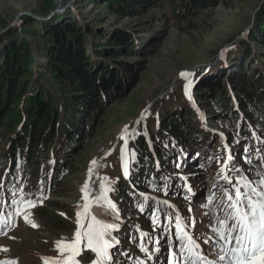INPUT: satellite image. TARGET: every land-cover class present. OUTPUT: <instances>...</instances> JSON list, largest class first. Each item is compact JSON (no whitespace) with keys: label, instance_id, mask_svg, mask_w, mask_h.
I'll return each instance as SVG.
<instances>
[{"label":"rangeland","instance_id":"obj_1","mask_svg":"<svg viewBox=\"0 0 264 264\" xmlns=\"http://www.w3.org/2000/svg\"><path fill=\"white\" fill-rule=\"evenodd\" d=\"M261 1L235 0L232 5L220 2L216 7L180 22L172 17L165 6L139 16H123L111 10L105 0H0V33L5 30L0 34V46L7 42L9 36L6 37V34L9 33L11 37L28 41L34 79L53 90L57 87L45 67L43 37L46 35V24L61 17H67L87 28L90 43L85 45L89 52L91 43L96 42L100 34L107 39V30L128 31L135 38L136 52L132 56L122 57L139 61L144 67L134 87L125 97L109 106L91 137L76 145V151L65 163L56 184L50 187L42 204L38 202L31 207L27 203H20L22 199L35 200L39 194L30 189L23 190L22 187L18 190L22 194H11L6 204L1 199L4 194L0 195V215L7 219L11 214L14 224L10 230H6V234L0 235V261H7L8 264H44L42 258L62 259L68 256L67 252L62 255L56 248V241L70 243L74 239L76 212L79 210L83 213L82 205L75 198L83 196L80 189L89 179L88 169L94 159L97 164L92 166L93 172L98 168L101 180L103 177L110 178L103 181V195L116 204L120 213L118 221H106L119 224V230L113 234L120 244L111 250L115 264H137L138 260L145 261V264H165L166 244L169 239L175 242L176 215L193 222L194 227H188L187 231L201 241V250L208 254L209 245L202 242L201 234L207 232V235H213L209 220L215 225L216 217L223 216L220 210L223 199L220 186L225 181L219 170L225 167L228 151L234 154L232 163L240 172L227 174L234 181L247 176L255 183L264 175V159H261L264 145L260 146L255 137L246 135L240 141L239 150L232 148L230 137L234 135L233 130L219 123L214 115V102L200 89L210 77L226 82L237 71L246 75L250 73V56L244 54L241 43L247 35L253 15L260 9ZM55 9L60 10L53 12ZM252 45L257 46L255 43ZM185 71L194 72V75L188 79L182 78L180 73ZM188 80H191V100L185 95ZM186 105L194 109L205 129L218 136L223 133L225 139L222 145L227 144L229 148L214 144L212 150L218 151L214 156L206 154L204 149L198 150L200 158L187 169L197 173L195 180L198 183L185 177L186 172L183 171L181 175L187 184L181 190L159 192L140 188V193L155 199L163 207L161 215L142 214L143 218L128 216L121 208L119 195L122 185H125L126 190L136 189L130 178L125 179L123 175L124 163L129 173L132 169L131 143L141 136L150 141L152 136L157 135L161 120L168 111L174 112ZM142 114L145 118L140 120ZM137 120H140L139 124ZM124 126H128L129 130L126 148L120 139ZM133 130L139 133L135 138L131 135ZM121 148H125L124 161L121 160ZM218 148L221 149L216 150ZM244 149H248V152H244ZM249 160L251 163H247ZM156 162L160 165L158 158ZM189 187L191 191H188ZM89 205L90 210L95 208L94 198ZM25 216L28 217L27 221ZM154 216L158 217L156 224L152 222ZM83 222L86 226L88 220L84 219ZM131 224L138 225L140 231L150 234L151 239L145 237L144 242L150 249L151 260L139 249L140 235L132 238ZM156 241L160 243L156 244ZM157 247L160 248L159 252L154 251ZM208 258L214 257L208 254ZM74 259L77 264H91L94 254L86 249L82 241Z\"/></svg>","mask_w":264,"mask_h":264},{"label":"trees","instance_id":"obj_2","mask_svg":"<svg viewBox=\"0 0 264 264\" xmlns=\"http://www.w3.org/2000/svg\"><path fill=\"white\" fill-rule=\"evenodd\" d=\"M234 1L105 0V3L123 16H139L165 6L175 20L184 22L220 2L232 5ZM46 26L45 67L56 83L55 90L34 79L28 41L9 33L7 42L0 46V195L4 194L1 197L4 204L11 194L21 195L18 192L21 187L39 193L41 182L46 197L76 151V145L91 137L109 106L125 97L144 68L141 62L122 57L136 52L135 38L124 29L107 30V39L100 34L91 43L89 52L85 44L90 36L82 24L61 17ZM241 44L244 54L250 56V73L237 71L226 82L210 77L200 89L214 102V115L219 123L233 130L230 144L236 151L246 135L264 145V0ZM216 143L221 147L220 136L201 125L192 107L168 111L157 135L150 141L141 136L131 143L136 157L133 159L131 155L129 178L136 189L121 186L123 211L141 218L142 214L161 215L163 207L151 197L145 201L139 189L181 190L187 184L181 175L183 171L185 177L197 182V173L187 169L200 158L199 149L214 156L218 151L211 147ZM141 203L143 212L138 208ZM131 226L130 234L135 239L141 231L138 225Z\"/></svg>","mask_w":264,"mask_h":264},{"label":"snow or ice","instance_id":"obj_3","mask_svg":"<svg viewBox=\"0 0 264 264\" xmlns=\"http://www.w3.org/2000/svg\"><path fill=\"white\" fill-rule=\"evenodd\" d=\"M193 75L194 72L185 71L180 73V76L185 79ZM190 85L191 80H188V83L185 84V95L191 100ZM144 118V114H142L140 120ZM140 120H137L136 123L139 124ZM128 134V126H124L120 139L124 141L125 148L128 144L126 139ZM131 135L135 138L139 133L133 130ZM220 137L223 142L225 139L223 133H220ZM235 143H239V140H236ZM222 146L225 149L229 148L227 144ZM125 148L120 149L122 161H124ZM261 151H264V149H261ZM244 152H248V149H244ZM131 155L135 159V151H132ZM261 159H264V156ZM234 160L235 156L229 150L225 167L219 170L223 174L221 178L225 181V184L220 186V195L223 198L220 210L223 212V216L216 217L215 225L209 220L210 231L213 235L209 236L207 232L201 234L202 242L209 245L208 254L214 258L209 259L208 254L201 250V241H198L194 234L187 231L188 227H194L193 222L191 220L185 221L183 217L176 215L175 242L169 239L166 244L165 264H264V175L255 183L247 176H241L239 180L234 181L227 174L228 172L239 174L240 169L232 163ZM247 163H251V161L249 160ZM96 164L95 159L91 161L92 166ZM229 164H231V167H228ZM92 166L88 169L89 178L93 175ZM123 175L125 179H128L130 175L126 163L123 164ZM98 179L100 178L98 177ZM104 180H110V178L103 177L99 183L98 194L94 196L96 206L92 210H90V205L87 203L91 193L89 183L85 182L80 189L84 194L82 199L85 203L82 205L83 213L79 210L76 212L77 228L74 239L70 243L56 241V248L60 250L62 255L67 252V258H42L44 264H77L74 257L79 253L82 241L86 249L91 250L94 254L91 264H115L114 253L111 250L120 244V240L113 234L114 231L119 230V224L106 221H118L120 213L116 204L103 195ZM188 191H191L190 187ZM140 195L144 197L145 201L148 200L144 193H140ZM45 198L43 183L41 182L36 199L31 201L22 199L20 203H27L29 206L34 207L38 202L42 204ZM14 203L17 202L14 201ZM161 203L167 204L168 202L162 201ZM138 208L143 212L144 204H139ZM24 219L27 221L28 217L25 216ZM84 219L88 220L86 226L83 222ZM169 219L171 220V217ZM152 222L153 224L158 223V217L154 216ZM13 226L11 214L7 219L0 215V235L6 234V230H10ZM32 226L37 227L35 224H32ZM145 237L151 239L149 233L141 231L139 249L145 253L148 260H151L152 255L150 249L146 246V242H144ZM155 243L159 244L160 242L156 241ZM154 251L159 252L160 248L157 247ZM122 254L128 255V253ZM0 264H8V262L0 261ZM137 264H145V261L138 260Z\"/></svg>","mask_w":264,"mask_h":264},{"label":"bare ground","instance_id":"obj_4","mask_svg":"<svg viewBox=\"0 0 264 264\" xmlns=\"http://www.w3.org/2000/svg\"><path fill=\"white\" fill-rule=\"evenodd\" d=\"M98 177L100 179H98ZM100 180H101L100 172H99L98 168H96V170L93 172L92 177L89 178L88 181H87L89 183L90 189H91V193L89 195V199H88L87 203L90 204V202L93 200L94 196L97 194L98 185L100 183ZM82 197L83 196H79V197L75 198V200L78 201L81 205H83V203H85V201L82 199ZM81 209H83V207ZM65 258H67V256Z\"/></svg>","mask_w":264,"mask_h":264},{"label":"water","instance_id":"obj_5","mask_svg":"<svg viewBox=\"0 0 264 264\" xmlns=\"http://www.w3.org/2000/svg\"><path fill=\"white\" fill-rule=\"evenodd\" d=\"M59 10H60V9H55L53 12H57V11H59ZM23 14H24V13L20 14V16L23 15ZM8 28H10V27H8ZM8 28H6V30H7ZM4 31H5V30H3L0 34H2Z\"/></svg>","mask_w":264,"mask_h":264}]
</instances>
